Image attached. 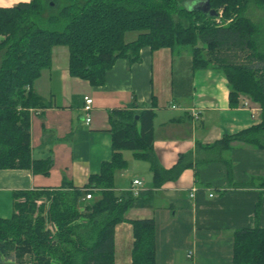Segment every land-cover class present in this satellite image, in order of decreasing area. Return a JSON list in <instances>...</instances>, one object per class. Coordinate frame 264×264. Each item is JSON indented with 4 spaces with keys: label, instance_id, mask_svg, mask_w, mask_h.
<instances>
[{
    "label": "trees",
    "instance_id": "trees-1",
    "mask_svg": "<svg viewBox=\"0 0 264 264\" xmlns=\"http://www.w3.org/2000/svg\"><path fill=\"white\" fill-rule=\"evenodd\" d=\"M255 1L207 0L212 17L180 9L177 0H30L0 9V35L6 37L0 43V51L5 49L0 65V170L23 169L44 176L50 171V158H31L28 110L39 104L30 87L50 66L56 46L68 51L69 75L91 86L103 83L116 60L138 62L142 48L186 49L194 70L212 67L223 73L230 107H236L242 95L260 110L257 125L206 148L223 151L238 142L264 150V30L243 17ZM219 16L230 23L215 24ZM126 33L136 37L125 42ZM153 117L151 110L135 112L134 105L109 113L111 159L98 175L90 176L83 191L64 185L15 193L11 216L0 218V264H49V257L55 264H114V228L122 222L132 227L130 264H155L153 221L124 217L131 208L146 204L149 194L134 197L113 191L114 173L126 168V150L149 164L155 187L176 179L185 168L160 167L152 151ZM89 192L93 199L82 202ZM45 193H55L48 214L57 227L55 240L47 239L41 218L32 220L33 202ZM20 197L27 203L15 205ZM231 264H264V228L233 233Z\"/></svg>",
    "mask_w": 264,
    "mask_h": 264
},
{
    "label": "crops",
    "instance_id": "crops-1",
    "mask_svg": "<svg viewBox=\"0 0 264 264\" xmlns=\"http://www.w3.org/2000/svg\"><path fill=\"white\" fill-rule=\"evenodd\" d=\"M29 1L0 0V9ZM204 2L189 0L188 7L200 8ZM134 38V33L124 35L125 42ZM30 91L39 102L28 110L30 155L33 160L50 158L52 164L45 176L0 170V218L13 211L15 193L64 185L83 191L90 176L98 175L111 159L109 113L134 105L135 112L154 113L152 151L160 167L168 171L186 165L176 179L155 187L149 164L126 150V168L114 173L115 194L129 192L134 179L149 194L146 204L124 217L153 221L155 264H231L233 233L264 228V150L238 142L223 151L206 148L257 125L259 107L242 95L230 107L223 73L212 67L194 70L188 50L142 48L138 62L116 60L103 83L91 86L69 75L68 51L56 46L50 66ZM84 97L92 100L89 123L82 110ZM132 243L131 225L117 224L114 264L131 263Z\"/></svg>",
    "mask_w": 264,
    "mask_h": 264
},
{
    "label": "rangeland",
    "instance_id": "rangeland-1",
    "mask_svg": "<svg viewBox=\"0 0 264 264\" xmlns=\"http://www.w3.org/2000/svg\"><path fill=\"white\" fill-rule=\"evenodd\" d=\"M188 5H189V0H177V6L180 9H186L188 11L192 10L189 9ZM218 14L222 16V8H219ZM221 16L218 19L213 20L215 24L221 25V24L230 23V21H226V22L222 21ZM243 17L247 19L251 24L257 26L260 29V31H263L264 30V0H256L255 2L248 4V6L245 9V12L243 13ZM134 35L136 37V33H134ZM5 40L6 37L0 35V43H3ZM4 50L5 49L0 51V65L2 61V56L4 54ZM54 198H55V193H45L42 197L34 200L33 202L34 213L32 215V220L35 221L37 220V218H41L43 220V231L47 234V239L49 240H55L58 233L56 225L53 222H49L50 220L48 218L49 209ZM26 203H27L26 199L24 197H20L16 201L15 205H24ZM82 209L80 211H83ZM11 214L12 211L9 212L7 218H9ZM46 256L49 257L48 253H46ZM47 261L49 264L56 263L54 259H51V257L47 258Z\"/></svg>",
    "mask_w": 264,
    "mask_h": 264
},
{
    "label": "built area",
    "instance_id": "built-area-1",
    "mask_svg": "<svg viewBox=\"0 0 264 264\" xmlns=\"http://www.w3.org/2000/svg\"><path fill=\"white\" fill-rule=\"evenodd\" d=\"M83 101H84V105H83L82 110H83V112L86 115L85 122L86 123H89L90 118L88 117V115H89V112L91 110L92 100L89 97H84ZM243 107L244 108H247L248 107V103L247 102H244L243 103ZM172 108H174V107H172ZM194 117H195V114H194ZM141 186H142V182L139 179L132 180L131 185H130L129 193H131L134 197L137 196L138 193L141 192V190H140ZM190 197H193V194H191ZM210 197H212V195H210ZM92 199H93V197H92L91 193L89 192V193H87L84 196L82 202H89ZM186 257L189 258L190 257V254L188 253V255Z\"/></svg>",
    "mask_w": 264,
    "mask_h": 264
},
{
    "label": "water",
    "instance_id": "water-1",
    "mask_svg": "<svg viewBox=\"0 0 264 264\" xmlns=\"http://www.w3.org/2000/svg\"><path fill=\"white\" fill-rule=\"evenodd\" d=\"M195 11H198V12L203 13L205 15H209L211 17L215 15L214 11L209 9V5H208L207 0H205L204 5L202 7L196 8Z\"/></svg>",
    "mask_w": 264,
    "mask_h": 264
}]
</instances>
